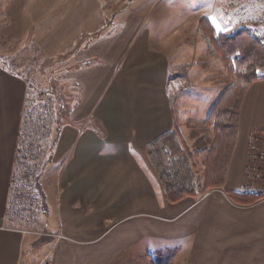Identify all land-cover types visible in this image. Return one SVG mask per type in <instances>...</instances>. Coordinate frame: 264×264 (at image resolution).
Returning <instances> with one entry per match:
<instances>
[{"label": "crops", "instance_id": "crops-1", "mask_svg": "<svg viewBox=\"0 0 264 264\" xmlns=\"http://www.w3.org/2000/svg\"><path fill=\"white\" fill-rule=\"evenodd\" d=\"M6 12L0 34L68 62L76 93L50 132L41 126L42 147L20 148L28 83L0 59V264H264V199L245 207L228 197L243 192L249 136L264 131V76L243 100L251 132L223 190L167 203L146 157V146L174 129L191 149L211 143L206 120L230 82L199 19L221 27L229 13H190V0H12ZM258 20L238 29L264 44ZM209 60L218 65L211 75ZM180 71L190 92L170 107L166 84ZM30 155L42 167L32 166L34 184L19 198V163ZM22 198L50 237L35 254L11 210Z\"/></svg>", "mask_w": 264, "mask_h": 264}, {"label": "trees", "instance_id": "trees-1", "mask_svg": "<svg viewBox=\"0 0 264 264\" xmlns=\"http://www.w3.org/2000/svg\"><path fill=\"white\" fill-rule=\"evenodd\" d=\"M199 26L220 57L222 69L231 82L219 93L207 117L206 124L212 133L208 147L190 150L178 129L162 134L146 146L150 168L159 181L165 201L170 204L196 200L208 191L224 189L238 139L241 104L249 88L264 76V44L250 31L242 28L231 35L218 33L204 17L199 19ZM61 115L62 112L58 118ZM259 133L264 134V131ZM193 161L201 167L200 176L194 170ZM228 197L231 202L245 207L262 200L257 194L243 192L228 193Z\"/></svg>", "mask_w": 264, "mask_h": 264}, {"label": "rangeland", "instance_id": "rangeland-1", "mask_svg": "<svg viewBox=\"0 0 264 264\" xmlns=\"http://www.w3.org/2000/svg\"><path fill=\"white\" fill-rule=\"evenodd\" d=\"M10 2H12V0H0V13H7V7ZM205 6L208 9H212L213 13H229L227 17L223 18L225 25H222L221 27L224 28V30L221 29L219 24L218 27H215L211 24L215 30H218L216 32L221 31L222 34H226V32H232L242 26L247 27V25H250L248 22L249 18L255 22H258V19L261 17L264 18V0H190V13H197L198 9H205ZM208 21L211 22L210 19H208ZM258 25L259 23L255 24L254 26L257 27ZM1 27L2 26L0 25V29ZM22 41L23 40H7L5 36L0 34V59L6 64V67L9 70L19 76L24 77L27 80L28 94L25 101V113L22 121L21 131L24 134V139H21L22 142L20 144V148L26 143L32 148L37 149L39 146L42 147L44 144L41 133L45 132L41 130V126H48V131L50 132V122L55 120L56 114L58 115L60 112H63L67 109L68 103L71 102V99H69L70 94L72 91L76 93V90L71 86V83L66 82L65 79V76L68 75L67 72H69V69L72 68L71 65H68V62L63 63L62 65L56 63L54 59H45L36 49L28 48L29 44H25L24 41L23 44ZM26 45L28 46L26 47ZM216 65L217 63L209 60L207 70L210 75L213 73ZM179 76L183 77L187 81L186 83L189 85V90L188 92H180L179 90L181 89H179L176 92L177 96H175L173 103V105L175 104L174 107H176V99L178 96L188 94L191 88L190 80L184 71L178 72L176 75L171 77L169 81H172L175 77ZM224 77H227L228 81L231 82L227 74ZM205 89L200 88L201 91H204ZM72 100L74 101V99ZM191 105L197 106L196 102H191ZM241 105L242 107L240 111L239 129L237 130L238 140L228 172V175L233 173L234 177L238 175L237 171L240 168L241 155L245 151V142L247 141L249 133L251 132V125H249L247 118V102L243 101ZM180 111L182 118H187L184 109L180 107ZM191 118L194 120L201 119L202 112L193 115ZM189 146L191 147L192 145ZM208 146L209 145H205L204 148ZM191 148L189 149L191 150ZM42 153H45V150H43ZM39 157L41 159L42 154H40ZM19 164H21V167L19 168H23V174H20L19 169L16 176L18 181L17 188L14 189H16L17 192H21L20 194L18 193L19 198H21L23 196L25 197L29 195L28 193L31 191V188L34 184L35 179L33 178L32 181V174L30 173L33 169L32 166L39 165L41 168L42 163L35 155H30L28 162L23 161V163L20 162ZM193 165L195 166L194 170L196 174L200 176L201 167L199 163L197 161H193ZM17 192L13 193L14 196L12 197V201L17 195ZM15 201L16 199L14 200V203H12L13 206L11 207V210L17 219V226L28 233L27 235L31 239V249L35 254V251H38L39 249V245L43 241L49 240L50 237L48 236V231L43 224V218H40L39 215L36 216V211L34 208H31L34 206V204L31 205L28 200L24 201L23 198L19 199V205H14L16 203ZM181 262L182 259L180 260V264ZM37 264H45V261ZM136 264L147 263H145L143 260L142 262Z\"/></svg>", "mask_w": 264, "mask_h": 264}, {"label": "built area", "instance_id": "built-area-1", "mask_svg": "<svg viewBox=\"0 0 264 264\" xmlns=\"http://www.w3.org/2000/svg\"><path fill=\"white\" fill-rule=\"evenodd\" d=\"M187 81L179 76L175 77L166 86V96L169 104L174 103L176 92L188 91ZM247 165L243 184V193L256 195L264 199V134L252 133L248 139Z\"/></svg>", "mask_w": 264, "mask_h": 264}, {"label": "bare ground", "instance_id": "bare-ground-1", "mask_svg": "<svg viewBox=\"0 0 264 264\" xmlns=\"http://www.w3.org/2000/svg\"><path fill=\"white\" fill-rule=\"evenodd\" d=\"M170 105V107H173V105L172 104H169Z\"/></svg>", "mask_w": 264, "mask_h": 264}]
</instances>
